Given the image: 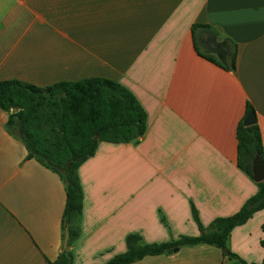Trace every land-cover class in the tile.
Masks as SVG:
<instances>
[{"label": "crops", "instance_id": "crops-1", "mask_svg": "<svg viewBox=\"0 0 264 264\" xmlns=\"http://www.w3.org/2000/svg\"><path fill=\"white\" fill-rule=\"evenodd\" d=\"M92 77L127 88L146 130L137 141L100 142L79 167L73 264L106 263L132 233L144 243L197 236L191 204L208 226L257 192L237 164V128L250 105L264 159V0H0V81ZM6 120L0 109V264H49L63 249L64 187L25 159ZM263 224L264 209L231 231L239 259L196 245L131 264L259 263Z\"/></svg>", "mask_w": 264, "mask_h": 264}, {"label": "trees", "instance_id": "trees-1", "mask_svg": "<svg viewBox=\"0 0 264 264\" xmlns=\"http://www.w3.org/2000/svg\"><path fill=\"white\" fill-rule=\"evenodd\" d=\"M235 52H233L234 64ZM16 109L13 112V109ZM0 109L7 113L5 128L25 150V159H34L56 173L64 187L65 204L61 216L67 246L49 264H73L72 246L81 230L83 191L78 169L92 157L100 142L124 144L137 141L146 130V114L134 95L121 84L103 77L61 81L39 87L19 80L0 81ZM252 109L247 106V111ZM238 167L252 178V161L258 156L264 165L257 125L237 128ZM257 192L231 216L218 217L203 226L191 204V217L199 235L180 236L167 242L144 243L139 234L126 236V250L104 264H131L145 256L165 254L174 247L209 245L223 257L239 259L229 248L231 231L264 209V181ZM161 223L166 226L163 216ZM264 230V224L262 225ZM264 245V242H261ZM241 264H264L246 263Z\"/></svg>", "mask_w": 264, "mask_h": 264}, {"label": "water", "instance_id": "water-1", "mask_svg": "<svg viewBox=\"0 0 264 264\" xmlns=\"http://www.w3.org/2000/svg\"><path fill=\"white\" fill-rule=\"evenodd\" d=\"M12 111L15 112L16 109L14 108ZM254 123H255V114L252 110H249L243 120V125L247 127L253 125ZM251 169H252V178L256 183L264 181V165L260 161L258 156H255V158L253 159ZM67 241H68V231L67 228H65L64 238H63V248L67 246ZM178 249H179L178 247H174L168 249L166 253L172 254L174 252H177Z\"/></svg>", "mask_w": 264, "mask_h": 264}, {"label": "rangeland", "instance_id": "rangeland-1", "mask_svg": "<svg viewBox=\"0 0 264 264\" xmlns=\"http://www.w3.org/2000/svg\"><path fill=\"white\" fill-rule=\"evenodd\" d=\"M166 229L168 230V225L166 224ZM62 244H63V242H62Z\"/></svg>", "mask_w": 264, "mask_h": 264}]
</instances>
